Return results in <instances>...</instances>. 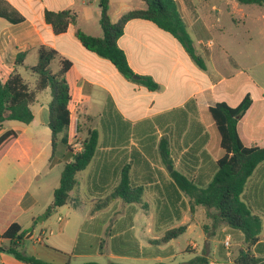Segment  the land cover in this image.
Wrapping results in <instances>:
<instances>
[{
  "label": "crops",
  "instance_id": "1",
  "mask_svg": "<svg viewBox=\"0 0 264 264\" xmlns=\"http://www.w3.org/2000/svg\"><path fill=\"white\" fill-rule=\"evenodd\" d=\"M175 1L188 31L196 30L197 34H201L199 29H207L202 24L205 16L213 13L221 16L230 9L242 16L247 15L241 4L233 0ZM144 8L142 0H109V15L113 23L129 11ZM46 10L74 11L78 16L77 26H70L63 34H54L45 22ZM100 14L99 0L96 4L94 0H0V79L5 81L17 72L33 91L37 76L30 68L37 64L41 46L58 52V58L51 64L56 68L53 73L59 70L61 59L71 62L66 79L71 91L69 110L79 122L78 139L81 125L85 129L81 133L82 140L79 139L82 143L88 130L95 129V121L99 120L101 130L96 129L99 135L96 154L89 166L78 173V184L70 193L67 204L71 200L73 208L77 205L86 207L87 218L91 222H95L100 213L108 219L112 216L128 219L124 228H114L108 244V262L118 260L126 264L129 259L150 255L154 264H173L166 260L165 251L160 249L166 244L156 246L151 240L148 245H143L136 236L133 237L131 212L138 204H128L120 198L112 199L101 209L97 208V204L119 185L125 167L130 168L132 184L145 188L143 201L146 193L151 191L157 203L165 204L162 182H169L170 172L160 155L162 138L168 140L167 152L173 160L172 170L181 169V156L195 140L207 138L203 149L209 159L202 165L210 164L216 170L215 163L225 155V151L220 146V134L209 108L218 102L237 107L250 94L253 103L238 124L239 134L245 145L264 147V80L255 83L249 78L244 83L240 70L230 75L214 76L206 61V70H202L171 34L150 21L133 19L126 24L118 45L135 74L150 76L159 85L157 90L151 91L127 80L109 60L85 49L76 37V28L101 37ZM259 39L264 43V38ZM193 42L200 57L209 61L213 59L216 43L203 38H198L197 44ZM18 55H24L21 65L16 64ZM50 101L51 90L47 88L36 94V100L30 106L34 116L30 124L5 121L0 125V137L7 131L17 133V138L0 153V248L15 246L13 241L2 235L11 225L19 224L24 236L23 240L16 241V245L27 256L53 264H65L73 259L96 255L100 257L105 255L103 247L102 252L85 254L88 249L81 246V241L84 244L86 240H82L83 232L79 229L69 240L75 246L80 245L76 249L86 250L83 254L75 253V246L72 251H66L63 247L65 242L63 244L58 239L49 237L44 243L41 235L51 227L47 223L53 214L67 206L58 208L48 218L44 217L53 203L64 164L72 159L69 127L66 128L67 135L61 132L57 136L53 154L52 132L48 126ZM122 105L128 108L131 115L122 111ZM59 150L60 157L57 156ZM175 160L178 168L175 167ZM244 200L262 219L263 226V217L256 208H264V163L249 180ZM172 213L175 218H180L175 211L164 210L160 212L157 223L171 219ZM59 217L61 215L57 220ZM41 218L43 222H39ZM63 218L64 222H59L60 233L68 221L67 215ZM101 222L105 226V221ZM128 234L132 235V241L124 238ZM134 243L140 250V254L135 256L129 253ZM87 262L97 261L83 263ZM0 264L24 263L0 250Z\"/></svg>",
  "mask_w": 264,
  "mask_h": 264
},
{
  "label": "trees",
  "instance_id": "2",
  "mask_svg": "<svg viewBox=\"0 0 264 264\" xmlns=\"http://www.w3.org/2000/svg\"><path fill=\"white\" fill-rule=\"evenodd\" d=\"M144 9L127 12L113 23L109 15V0H99L100 26L102 36L86 34L76 28V37L83 47L98 56L109 60L118 72L127 80L141 84L151 91L159 88L150 76H139L131 69L126 54L119 47L118 40L123 36L126 24L133 19H142L154 23L161 30L171 34L185 49L190 58L202 69L206 70L204 59L195 49L187 25L181 17L175 0H142ZM244 5H258L264 7V0H233ZM45 22L50 25L54 34L65 33L70 26H77V14L72 10L49 11L46 10ZM58 58V52L52 48L41 46L38 50V62L30 68L37 76L35 89L32 91L22 76L17 72L11 74L7 80L0 79V125L5 121H19L30 124L33 113L30 106L36 100V94L47 88L51 90L49 104L48 126L52 132L53 154H55L57 136L70 125L69 103L71 91L66 79V74L71 68V62L60 60V68L56 73L51 71V64ZM24 55L16 57V64L21 65ZM135 77H138L135 79ZM252 98L247 94L237 107H230L225 102H218L209 108V113L220 134V146L225 155L215 163V173L207 184L200 177L197 179L195 172L204 161L209 159L203 149L207 138L195 140L182 156L181 169H173L170 180L162 182V190L166 199L163 210L180 214V205L183 197L188 198L190 209L202 206L211 211V216L216 224L223 223L235 233L241 235L242 248L234 259V264H264V242L262 233V219L254 214L252 208L244 200V194L251 177L257 168L264 163V147L247 146L242 141L238 124L252 106ZM98 131L89 129L83 141V149L72 159L64 164L58 188L53 194V203L47 208L44 217L48 218L58 208L67 204L70 193L78 184L77 175L85 170L93 160L98 148ZM17 138L15 131H7L0 137V153ZM162 162L173 168V160L167 152L168 140H160ZM160 189L159 186H156ZM143 186H134L130 178V168L125 167L121 174L119 185L114 189L97 208H104L112 199L120 198L128 204H141L143 202ZM36 224V223H35ZM187 230L186 226L169 229L164 236L152 243L156 246L167 244L177 239ZM19 224H13L2 235L3 238L14 242L16 246L0 248V250L13 255L24 264H53L41 259L27 256L18 250L16 241L23 240ZM102 248V244H101ZM129 253L139 255L140 250L136 243ZM80 251V249H77ZM65 264H72L70 261ZM83 264H101L87 262ZM106 264H120L109 262ZM163 264V263H161ZM191 264V263H190Z\"/></svg>",
  "mask_w": 264,
  "mask_h": 264
},
{
  "label": "rangeland",
  "instance_id": "3",
  "mask_svg": "<svg viewBox=\"0 0 264 264\" xmlns=\"http://www.w3.org/2000/svg\"><path fill=\"white\" fill-rule=\"evenodd\" d=\"M94 1L96 4L97 0ZM241 6L245 10V13H247L246 16L237 14L231 9L225 11L221 16H216L213 13L208 17L205 16L202 20V24L204 23L206 25V30L203 28L199 29L201 34H197L198 32L196 30L189 29V34L196 44L198 38L216 43V52L211 61L202 56L209 66V71L214 72V76L230 75L240 70L243 73L240 75V78L243 79L244 83L249 78L255 83H261L264 80V43L259 38H264V19H261L262 15H264V7L244 4H241ZM166 36L170 38L168 34ZM51 68V71L56 69L55 65ZM122 111L127 113V115H131L128 112V108L123 105ZM206 115L210 117L209 113H206ZM93 128L101 130L99 120L95 121ZM84 130L81 125L80 140H82L81 133ZM62 134L67 135V129H64ZM64 152L63 150L62 153ZM57 156H61L60 150ZM175 167H179L177 160H175ZM214 172L215 168L207 164L202 165L195 172L194 176H197V179L200 177L204 184H207ZM165 173L168 174V171L165 170ZM152 194L151 191H148L145 195V201L141 204L134 205L131 212V221L134 227L133 237L136 236L141 244L148 245L151 240L162 238L169 229L187 226L188 230L184 234L169 244L160 246V249L165 251L168 262L173 264H234V259L242 248L240 234L232 232L226 224H216L211 216V211H207L202 206L195 207L194 210H191L187 197L184 198L183 203L180 205V218H175L172 213L171 219L157 223L160 212H163L164 208L156 202ZM71 204L72 202L70 200V203L68 202L65 209L60 210L57 214H53L51 220L47 223L51 224V227L41 234L44 238V243L47 242V238L49 237L52 240L58 239L63 244L65 242L63 247L66 248V251H72L75 245L72 244L73 242L69 238L72 239L74 231L79 229L83 232L82 240L83 238L86 240L85 245L81 241V246L88 249L85 254L90 253V255H94L98 253L101 250L102 244L105 255H101L100 257L96 255L95 257H86L85 259H73L71 263L79 264L86 261H97L98 263L106 264L109 261L107 259L108 244L112 233L115 231L114 228H124L128 223V219H120L118 216L114 218L112 216L108 219L106 215L100 213L98 219L95 222H91L87 218L88 209L86 207L77 205L73 208ZM256 210H259L263 217V231L260 238L264 240V208H256ZM58 215H61L62 218L67 215L68 218L62 233L59 230ZM126 216L128 217V214ZM101 221H105V226ZM100 226L103 227L102 231ZM39 227L42 226L39 225ZM133 237L129 234L124 236V238L130 240ZM66 238L67 240H65ZM228 239L229 247L227 248L225 242ZM79 246H75L73 251L77 254H83L86 250L78 251L76 248ZM150 258L151 256L147 255L129 259L125 263L154 264L153 259ZM113 261L124 264V262H118V260Z\"/></svg>",
  "mask_w": 264,
  "mask_h": 264
},
{
  "label": "built area",
  "instance_id": "4",
  "mask_svg": "<svg viewBox=\"0 0 264 264\" xmlns=\"http://www.w3.org/2000/svg\"><path fill=\"white\" fill-rule=\"evenodd\" d=\"M70 133H71V143H70V148H71V153L72 155H76L79 152L82 151L83 149V143L79 141L78 139V133H79V122L76 118H74L72 116V113H70ZM59 222L63 223L64 222V218L59 217ZM226 247H229V239L226 240L225 242Z\"/></svg>",
  "mask_w": 264,
  "mask_h": 264
},
{
  "label": "water",
  "instance_id": "5",
  "mask_svg": "<svg viewBox=\"0 0 264 264\" xmlns=\"http://www.w3.org/2000/svg\"><path fill=\"white\" fill-rule=\"evenodd\" d=\"M138 77H135V79H137ZM169 171L171 172L172 171V168L171 167H169ZM39 222H43V218H41L40 220H39ZM30 235L32 236V232H30Z\"/></svg>",
  "mask_w": 264,
  "mask_h": 264
}]
</instances>
